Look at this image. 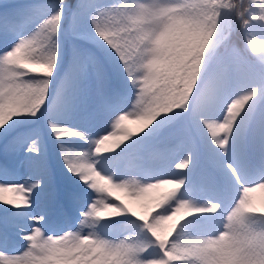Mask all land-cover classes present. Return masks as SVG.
<instances>
[{"label": "snow or ice", "instance_id": "obj_1", "mask_svg": "<svg viewBox=\"0 0 264 264\" xmlns=\"http://www.w3.org/2000/svg\"><path fill=\"white\" fill-rule=\"evenodd\" d=\"M257 189L264 0H0V264H264Z\"/></svg>", "mask_w": 264, "mask_h": 264}, {"label": "rangeland", "instance_id": "obj_2", "mask_svg": "<svg viewBox=\"0 0 264 264\" xmlns=\"http://www.w3.org/2000/svg\"><path fill=\"white\" fill-rule=\"evenodd\" d=\"M125 125L128 127V128H130V129H132L133 131H135L136 130V128H137V124L136 123H134V122H132L131 120H129V121H126L125 122ZM109 128H111V127H109ZM102 135L103 134H105V133H101ZM95 138V137H94ZM52 150V146L51 145H49V151H51ZM81 151H88V149L87 148H82V149H80ZM167 177V176H166ZM167 178H169V177H167ZM170 187L169 185H165V188H167V187ZM256 191V190H255ZM252 192V193H250L249 194V196H250V199H252L253 200V202H254V204H256L257 202H262V204H264V198H262V197H264V194L262 195V192H261V190L260 191H258V193H256V192ZM113 196L115 197L116 195L114 194V192H113ZM122 200H123V198H125V196H119ZM77 227H78V225H77ZM70 230H73V231H75L76 229L75 228H73V229H70ZM17 243H18V240H15ZM14 241L12 240V242L10 241L9 242V245H11L12 243H13ZM7 255H13V256H21V255H23V251L22 252H19V253H17V254H11V253H6Z\"/></svg>", "mask_w": 264, "mask_h": 264}, {"label": "bare ground", "instance_id": "obj_3", "mask_svg": "<svg viewBox=\"0 0 264 264\" xmlns=\"http://www.w3.org/2000/svg\"><path fill=\"white\" fill-rule=\"evenodd\" d=\"M111 145H112V140H109V141H107L106 143H105V145H104V147H111ZM163 179H169V178H167V177H162ZM164 188H165V186H163ZM167 187V186H166ZM258 191H260L261 190V192H262V195L264 194V189H257ZM255 191L256 193H258V191ZM114 192V194L116 195V196H125V198H123V200L127 203V202H129L128 201V197L125 195V193L124 192H122V191H118V190H114L113 191ZM0 195H3V196H5L6 198H11L14 194L13 193H11V192H8V193H2V194H0ZM262 198H264V197H262ZM121 199V198H120ZM262 204V202L260 201V202H257L256 203V205L257 206H260Z\"/></svg>", "mask_w": 264, "mask_h": 264}]
</instances>
